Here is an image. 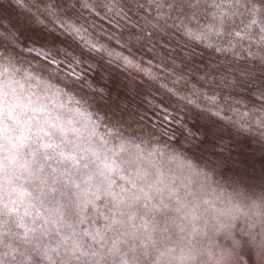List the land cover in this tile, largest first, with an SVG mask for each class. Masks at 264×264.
Here are the masks:
<instances>
[{
	"label": "snow or ice",
	"instance_id": "obj_1",
	"mask_svg": "<svg viewBox=\"0 0 264 264\" xmlns=\"http://www.w3.org/2000/svg\"><path fill=\"white\" fill-rule=\"evenodd\" d=\"M16 3L47 43L21 47L12 28L0 32V264H150L156 213L191 184V176H172L163 158L189 173L202 169L167 142L158 146L155 125L146 134L133 128L143 117L101 113L104 91L92 88L87 72L97 61L116 64L159 83L177 106L219 117L218 89L256 79L264 88V0ZM12 8V0L0 6V18ZM92 18L106 20L109 31ZM133 49L150 56L147 66ZM154 107L169 140L186 141L189 151L225 150L210 129L205 140L173 116L163 98Z\"/></svg>",
	"mask_w": 264,
	"mask_h": 264
},
{
	"label": "rangeland",
	"instance_id": "obj_2",
	"mask_svg": "<svg viewBox=\"0 0 264 264\" xmlns=\"http://www.w3.org/2000/svg\"><path fill=\"white\" fill-rule=\"evenodd\" d=\"M9 2L10 0H0V6L7 8ZM33 2H38V0H33ZM72 2L75 3V0ZM12 4L13 8L6 12L3 18H0V32L4 28H12L19 36L21 47L25 42L31 47L35 41L37 48L41 43H47L46 40L41 39L45 33H42L41 25L33 20L32 14L24 7L19 6L16 0H12ZM32 11L35 12V9L33 8ZM84 15L87 16V13L85 12ZM92 19L97 21L95 23L98 26H103L105 32L109 31L106 20ZM64 40L65 37L56 34L57 47H63L64 44L61 41ZM102 42L108 43L118 52L129 54L127 49L120 48L115 41L102 39ZM73 47L75 46L73 45ZM196 51L199 52L200 49H196ZM132 53L137 60L147 66L149 55L137 52L135 49L132 50ZM32 63L35 66L37 61ZM255 74L259 77V72ZM87 80L93 89H103L104 91L103 99L97 97L101 113L107 111L111 115L113 110L116 112L123 110L126 118L130 116L132 120L139 121L143 117L142 124L133 123L132 125L138 131L143 128L141 134H146L153 129L147 124L143 115L147 96H151L149 100L156 104L162 98L165 103L170 104V107L176 104L175 98L169 100L165 95V90L159 87V83L152 84L142 73L130 69L125 70L122 67H117L116 64L108 65L106 62L97 61L96 67L87 72ZM169 86H171L170 83ZM84 91L91 95L87 85H85ZM262 91L264 88H262L259 79L244 87L225 86L218 89L217 98L221 106L219 117L209 113L201 114L194 109L189 111L183 105L178 106L188 113H193L192 117L191 115L187 116L184 120L190 127L195 126L200 131L202 138L211 139L210 135H206L209 129L215 133V143L225 146L222 153L219 151V147L216 149L218 155L202 152L198 148L189 151V144L186 141L181 140L177 143L176 140H169L167 136L161 135L157 128L153 131V139L159 141L158 146H163L167 142L171 148H175L177 153L193 158L203 171L225 185L238 186L255 193H264V129L260 126V120L264 119ZM214 111L215 109H213ZM241 255L245 257L248 264H255L252 253L246 255L245 248H242Z\"/></svg>",
	"mask_w": 264,
	"mask_h": 264
},
{
	"label": "clouds",
	"instance_id": "obj_3",
	"mask_svg": "<svg viewBox=\"0 0 264 264\" xmlns=\"http://www.w3.org/2000/svg\"><path fill=\"white\" fill-rule=\"evenodd\" d=\"M162 163L174 177L191 176V184L156 213L150 264H248L245 247L264 264V193L177 169L167 157Z\"/></svg>",
	"mask_w": 264,
	"mask_h": 264
},
{
	"label": "trees",
	"instance_id": "obj_4",
	"mask_svg": "<svg viewBox=\"0 0 264 264\" xmlns=\"http://www.w3.org/2000/svg\"><path fill=\"white\" fill-rule=\"evenodd\" d=\"M181 42H183V41H181ZM197 49L199 50V48H197ZM60 59H62V57H60ZM65 70H67V69H65ZM149 97H151V96L146 97V107L144 106L145 112H143V115L145 116L146 122L148 125H150L151 127H153V125H155L157 129H160L161 123L163 121V113H160L157 109H155L154 105H156V103L153 101H150ZM173 105L174 106H171L169 108V110L172 112L173 116H178V117L183 118V119L186 118L187 116H190V115L192 117V115H193L192 112L188 113L187 111H184L181 108V106L178 107V106H176V104H173ZM168 126L171 127L172 125L169 124Z\"/></svg>",
	"mask_w": 264,
	"mask_h": 264
}]
</instances>
